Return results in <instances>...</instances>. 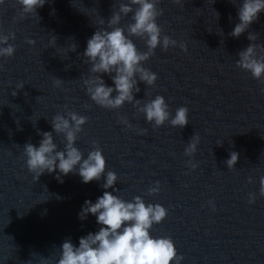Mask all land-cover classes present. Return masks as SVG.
<instances>
[{"label":"water","instance_id":"95a60500","mask_svg":"<svg viewBox=\"0 0 264 264\" xmlns=\"http://www.w3.org/2000/svg\"><path fill=\"white\" fill-rule=\"evenodd\" d=\"M121 3L127 0H46L37 16L27 17L17 0L0 5V33H14L9 43L16 49L13 57L0 58V264H56L65 240L78 247L81 237L99 230L94 216L81 221L78 214L85 200L95 203L103 195V179L84 184L69 174L60 183L57 172L35 182L23 155L25 144L38 147V133L51 132L52 118L68 111L88 117L76 147L86 158L98 144L106 172L118 177L113 194L126 201L140 196L167 209L151 235L170 237L181 264H264V83L236 66L238 53L253 43L249 34L264 46V12L237 39L229 33L239 23L243 0H160L163 34L185 44L187 52L158 47L144 64L158 76L156 84L138 83L135 99L143 105L163 96L172 116L188 108L189 123L154 128L132 104L118 110L95 105L83 84L91 75L83 57L87 41L101 18L107 27ZM131 22L130 14L120 26ZM131 39L147 51L144 40ZM102 79L114 87L108 75ZM195 134L197 151L188 157L185 148ZM53 136L63 150V135ZM233 151L239 160L228 170L224 161ZM157 181L159 193L148 195ZM250 193L255 203L248 202Z\"/></svg>","mask_w":264,"mask_h":264},{"label":"clouds","instance_id":"9594fccd","mask_svg":"<svg viewBox=\"0 0 264 264\" xmlns=\"http://www.w3.org/2000/svg\"><path fill=\"white\" fill-rule=\"evenodd\" d=\"M172 2L182 5L183 0ZM4 3L5 0H0V5ZM17 3L22 6V16H37V9L43 8L46 0H17ZM159 3L160 0H127V3L120 4L118 11L112 12L106 28L105 20H99L100 27L87 41L83 53L91 73L83 84L90 100L103 109L118 110L128 103L137 108L146 122L154 128L163 127L170 121L171 127L183 129L189 123L187 107H179L172 116L163 96L157 95L143 105L141 100L135 99V94L140 92L138 83H143L146 87L156 84L158 76L144 67V64L155 54L158 47L166 52L170 47L178 46L181 51L187 52L185 44L178 45L176 40L163 34V29L157 22L163 15V10L157 7ZM261 12H264V0H243L238 8L239 23L229 35L238 39L259 19ZM130 14L132 22L121 27L122 19ZM131 37L144 40L147 51L141 52ZM248 39L253 43L238 53L236 66L250 73L253 79L264 83V46L254 43L257 39L254 34H249ZM10 40H15L14 33H0V58L14 56L16 49L9 43ZM26 43L32 45L35 42L28 40ZM51 43L56 44V37L53 36ZM75 50L76 45H71V51ZM103 75L110 77L114 87L105 83ZM60 84L61 80L56 79L55 86L59 87ZM23 88V83L17 85L18 90ZM12 95L15 96L16 92ZM120 122L131 128L126 119L121 118ZM86 123L88 117L74 111L57 114L50 121L52 131L38 133L42 137L38 147L32 143L23 147L27 169L33 174L35 182L44 174L57 172L55 178L60 183H63L62 177L69 174H78L84 184L104 180L101 185L104 189L103 195L95 203L85 200L78 214L81 221L86 220L89 215L94 216L100 226L99 230L81 237L78 247L70 239L65 240L56 264H181L184 258L178 255L170 237L154 238L151 235L153 226L161 224L167 218V209L160 204H146L140 196L126 201L113 194L119 191L115 187L118 177L113 171L106 172V159L98 144L93 142V150L88 152L86 158L76 147L79 134ZM53 133L63 135V150L58 149ZM198 144L199 137L195 134L185 148V155L194 156ZM229 156L224 163L228 170H232L239 160V154L233 151ZM190 167L195 170L197 165L190 162ZM248 182L252 183L251 177ZM259 183V195L264 197V176ZM109 189L112 191H108ZM159 190L157 181L154 187L148 189V195L158 194ZM255 200V194L250 193L248 202L252 204Z\"/></svg>","mask_w":264,"mask_h":264}]
</instances>
